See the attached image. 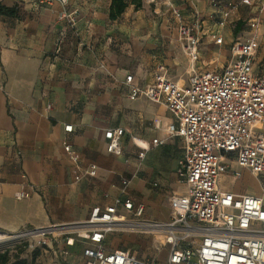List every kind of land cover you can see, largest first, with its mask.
Masks as SVG:
<instances>
[{
    "label": "crops",
    "instance_id": "1",
    "mask_svg": "<svg viewBox=\"0 0 264 264\" xmlns=\"http://www.w3.org/2000/svg\"><path fill=\"white\" fill-rule=\"evenodd\" d=\"M184 2L142 0L140 8L130 4L118 19L110 20L111 0H68L64 7L54 3L42 9L35 0H0L1 6L18 11L14 18L0 15V231L80 223L109 209L129 214L116 205L124 180L129 184L123 196L142 205L143 215L157 212L162 218L154 220L169 218L165 199L186 193L176 174L183 143L170 137L161 146L152 145L153 139L165 137V128L174 119L163 103L143 96L130 100L125 78L130 75V85L144 87L163 67L173 83L185 86L189 78L175 80L165 66L176 64L179 53L176 60L142 53L159 42H168V48L174 42L182 49L172 10H179L188 25L195 23L197 13L199 45L215 43L220 36L221 44L215 43L220 46L229 39L223 27H230L233 16L256 14L264 0H254L252 7L242 0L233 2L236 9L224 26H219L210 0ZM259 14L264 34V6ZM168 27H173L175 38L169 39ZM236 40H230L229 60ZM119 44L121 49L115 52ZM257 65L255 60L254 71L264 78V69ZM190 71L196 73L194 68ZM121 109L124 115L118 114ZM66 125H72L71 133L64 131ZM117 128L124 129V135L116 155L107 152L104 133ZM68 143L80 157L77 164L64 151ZM141 150L147 152L138 160ZM225 162L229 170L220 177L222 191L262 195L249 171L231 157ZM90 165L96 167L95 176L74 181L73 171L83 175ZM243 174L255 179L257 186L249 192L225 186L226 179L235 184ZM21 192L27 196L18 199Z\"/></svg>",
    "mask_w": 264,
    "mask_h": 264
},
{
    "label": "built area",
    "instance_id": "2",
    "mask_svg": "<svg viewBox=\"0 0 264 264\" xmlns=\"http://www.w3.org/2000/svg\"><path fill=\"white\" fill-rule=\"evenodd\" d=\"M67 1L35 0V6L42 9L59 3L64 7ZM242 2L251 6L254 0ZM210 4L218 12L219 26L225 25L230 12L236 8L231 4L221 6L220 0H210ZM172 13L179 23L182 49L196 61L199 16L196 13L195 23L188 25L182 21L179 10L174 9ZM249 26L258 27V24L251 21ZM221 42L220 36L215 39L216 44ZM258 48L256 35L234 41L225 67L193 73L185 86L173 83L163 67H158L154 81L144 87L130 85V75L125 78L130 100L143 96L153 103H163L174 119L165 128V137L153 139L152 145L161 146L170 137H177L183 143L176 174L186 193L169 199L167 222L141 219L144 207L123 196L129 184L126 180L121 183V197L116 201L135 220L141 219L132 225L160 233L159 249H168L167 259L162 263L140 260L128 250L108 249V234L118 223H125L120 221L115 209H109L95 213L86 221L89 228L83 236L85 246L79 259L60 264H264V78L253 68ZM155 125H159L158 121ZM72 129V125L64 126L66 133ZM123 135L121 128L105 131L108 153H120L118 143ZM64 151L74 164L79 162L78 153L69 143ZM146 152L141 150L138 160ZM226 157L233 158L238 167L250 172L263 189L261 196L236 195L220 189V177L229 170ZM95 174V165H90L83 175L76 169L73 171L74 181L84 176L92 178ZM233 176L238 178L240 173L235 171ZM26 196L21 192L18 199ZM52 228L23 229L15 233L0 231V244L43 237Z\"/></svg>",
    "mask_w": 264,
    "mask_h": 264
},
{
    "label": "rangeland",
    "instance_id": "3",
    "mask_svg": "<svg viewBox=\"0 0 264 264\" xmlns=\"http://www.w3.org/2000/svg\"><path fill=\"white\" fill-rule=\"evenodd\" d=\"M220 1L222 2L221 6H226L227 4L233 6V2H237L238 0H229L228 2ZM182 4L186 5L184 0ZM263 4L264 3H262L260 7L261 10L264 6ZM252 6L254 5H251V7ZM185 8L189 10L188 6H185ZM260 9L257 10L256 14L234 15L232 18L233 23L231 25L229 24L230 27H223V29L229 31V39L226 40L224 38L223 43L220 46L212 41H203V44L199 45L197 59L193 65L188 61L186 56L182 55L181 52L183 49H180L174 42L173 46L170 48H168V42H159L156 46H149L145 50L143 49L142 53L147 54L150 57H153L154 55L162 56L163 59L165 58L167 60H176L179 53L181 58H179V61H177L176 64H173L171 61L172 63L165 66L173 79L176 80L177 76H179L182 80H186L192 74L190 71L192 68H194L196 73L219 71L226 66L229 60L230 40H243L252 35H256L260 48H258L259 50H257L255 54V60L256 62L258 61L257 66H260V69L262 70L264 69V67L262 68V65L264 66V34L260 33V26L263 17V15L259 14L261 12ZM251 21L257 22L258 27H250L249 25ZM237 23H240V30L235 32ZM172 28L173 27H168L170 32L169 39L173 37L175 38ZM220 34H222V32ZM154 38L156 39V36H154ZM120 49L121 44L114 47L115 52H119ZM118 114L124 115L125 111L121 109ZM177 183H179L178 180ZM224 184L227 188H231L238 192H249L248 189L257 186L255 179L248 177L247 174H243V178L235 184H233L230 179H226ZM169 199L170 198H167L164 201L167 208L169 207ZM119 216L120 221H124L125 223H118L116 226L120 229L108 234L106 245L108 249L128 250L140 260H158L162 263L167 259L168 249H159V240H162V238L159 237L160 233H156L151 228H140L137 227V225L135 226L132 224H135V222L140 221L141 219L167 222L169 218L162 221L154 220L156 218H162L157 212L145 214L139 220H135L132 213L127 214L126 212L120 211ZM127 223L130 225H125ZM121 226L125 227L122 228ZM131 226L133 229L128 228ZM50 227L53 228L43 237L21 238L16 241L0 244V254L4 252L7 253L9 258L8 264L19 261H25L26 264H60L65 262L72 263L74 260L79 259L81 251L85 246L83 236L89 228L86 221L72 224H55ZM42 241H45V244H41Z\"/></svg>",
    "mask_w": 264,
    "mask_h": 264
},
{
    "label": "trees",
    "instance_id": "4",
    "mask_svg": "<svg viewBox=\"0 0 264 264\" xmlns=\"http://www.w3.org/2000/svg\"><path fill=\"white\" fill-rule=\"evenodd\" d=\"M133 4L135 8L141 7V0H111L109 6V19L116 20L118 19L124 10L130 5ZM0 15L5 17H17L18 11L15 7L7 8L0 5ZM240 30V23L236 24L235 32ZM9 258L6 252L0 254V264H8ZM11 264H26L25 261L14 262Z\"/></svg>",
    "mask_w": 264,
    "mask_h": 264
},
{
    "label": "bare ground",
    "instance_id": "5",
    "mask_svg": "<svg viewBox=\"0 0 264 264\" xmlns=\"http://www.w3.org/2000/svg\"><path fill=\"white\" fill-rule=\"evenodd\" d=\"M121 227L123 228V227H125V226H121ZM137 227H140V226H137ZM128 228L133 229L132 226H131V227H128ZM140 228H143V227H140ZM119 229H120V228H118V227L115 226L113 231H116V230H119ZM159 237H160V236H159ZM160 238H161V237H160Z\"/></svg>",
    "mask_w": 264,
    "mask_h": 264
}]
</instances>
